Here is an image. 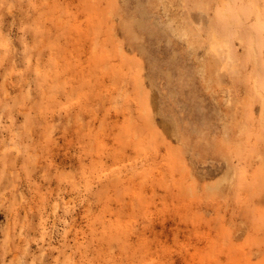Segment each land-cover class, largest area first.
Instances as JSON below:
<instances>
[{
	"label": "rangeland",
	"instance_id": "1",
	"mask_svg": "<svg viewBox=\"0 0 264 264\" xmlns=\"http://www.w3.org/2000/svg\"><path fill=\"white\" fill-rule=\"evenodd\" d=\"M0 264H264V0H0Z\"/></svg>",
	"mask_w": 264,
	"mask_h": 264
},
{
	"label": "bare ground",
	"instance_id": "2",
	"mask_svg": "<svg viewBox=\"0 0 264 264\" xmlns=\"http://www.w3.org/2000/svg\"><path fill=\"white\" fill-rule=\"evenodd\" d=\"M218 44H220V43H217V45H214V46H216V48L218 47ZM225 44V43H224ZM226 45H227V43H226ZM213 46V45H212ZM222 46H223V44H222ZM221 46V44H220V47H222ZM213 48V47H212ZM219 48V47H218ZM223 48V47H222ZM226 48V47H225ZM224 48V49H225ZM227 48H229V47H227ZM221 49V48H220ZM213 50L215 51L216 49L215 48H213ZM229 52V51H228ZM106 77V76H105ZM108 79V78H107ZM101 80H102V78H101ZM105 82V81H104ZM141 90V89H140ZM123 93V92H122ZM132 120V119H131Z\"/></svg>",
	"mask_w": 264,
	"mask_h": 264
}]
</instances>
